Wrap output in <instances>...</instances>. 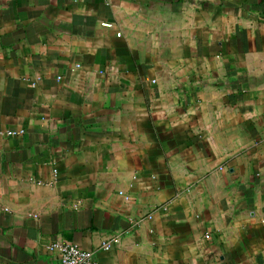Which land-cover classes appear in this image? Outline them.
I'll return each mask as SVG.
<instances>
[{
    "label": "crops",
    "instance_id": "obj_1",
    "mask_svg": "<svg viewBox=\"0 0 264 264\" xmlns=\"http://www.w3.org/2000/svg\"><path fill=\"white\" fill-rule=\"evenodd\" d=\"M55 242L264 264V0H0V264Z\"/></svg>",
    "mask_w": 264,
    "mask_h": 264
},
{
    "label": "built area",
    "instance_id": "obj_2",
    "mask_svg": "<svg viewBox=\"0 0 264 264\" xmlns=\"http://www.w3.org/2000/svg\"><path fill=\"white\" fill-rule=\"evenodd\" d=\"M24 134L23 130H9L5 132L8 137H16ZM119 239L112 236L101 245L104 251H108L114 245L118 244ZM50 251L58 254L60 264H97L92 252L84 251L75 245L55 242L49 246Z\"/></svg>",
    "mask_w": 264,
    "mask_h": 264
}]
</instances>
